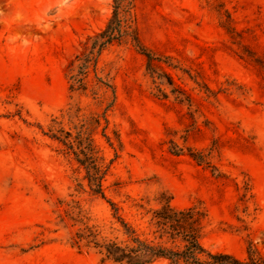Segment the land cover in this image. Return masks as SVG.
<instances>
[{"label": "rangeland", "instance_id": "374dc122", "mask_svg": "<svg viewBox=\"0 0 264 264\" xmlns=\"http://www.w3.org/2000/svg\"><path fill=\"white\" fill-rule=\"evenodd\" d=\"M127 9L90 52L113 0H0V264H124L167 205L264 256V0Z\"/></svg>", "mask_w": 264, "mask_h": 264}, {"label": "trees", "instance_id": "16d2710c", "mask_svg": "<svg viewBox=\"0 0 264 264\" xmlns=\"http://www.w3.org/2000/svg\"><path fill=\"white\" fill-rule=\"evenodd\" d=\"M113 1V15L105 29L92 38L90 52L111 43L130 28L123 24L130 0ZM135 41L140 44L137 38ZM96 187L94 191L102 193L100 184ZM200 218L201 214L193 208L162 206L155 211V223L158 238L163 241H147L138 237H133L126 245L111 241L101 245L104 259L124 264H152L157 260H166L168 264H264V256L256 249L250 248L245 258H239L231 253L205 248L200 241ZM176 241L180 245H171Z\"/></svg>", "mask_w": 264, "mask_h": 264}, {"label": "bare ground", "instance_id": "6f19581e", "mask_svg": "<svg viewBox=\"0 0 264 264\" xmlns=\"http://www.w3.org/2000/svg\"><path fill=\"white\" fill-rule=\"evenodd\" d=\"M13 5H15V4H13ZM16 7V6H15ZM15 7H11V9H12V11L14 12V11H16L17 9H18V7H17V9L15 8ZM25 20H21L20 22H24ZM30 25H32V24H30ZM35 27V26H34ZM33 27V25H32V28H34ZM37 28H41V27H38V26H36ZM29 29V28H28ZM32 30V29H31ZM40 30V29H39ZM33 31V30H32ZM38 31V29L36 30V32ZM40 31H43V29H41Z\"/></svg>", "mask_w": 264, "mask_h": 264}]
</instances>
